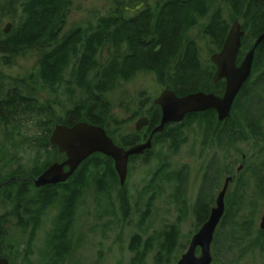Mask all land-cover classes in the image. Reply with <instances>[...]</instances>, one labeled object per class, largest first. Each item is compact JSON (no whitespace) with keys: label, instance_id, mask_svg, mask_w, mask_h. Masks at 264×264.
Listing matches in <instances>:
<instances>
[{"label":"rangeland","instance_id":"1","mask_svg":"<svg viewBox=\"0 0 264 264\" xmlns=\"http://www.w3.org/2000/svg\"><path fill=\"white\" fill-rule=\"evenodd\" d=\"M157 1L161 0L144 3ZM242 1L246 4L248 0ZM4 2L0 0L1 39L22 19L19 6L7 8ZM217 9L228 28L238 20L245 33L251 31L241 17L242 8L237 11L231 0L209 3L206 15L187 32L194 40L201 75L197 91L208 92L204 76L210 73L212 80L215 69L210 56L219 49L203 27ZM112 10L110 0H71L62 29L66 32L76 25L95 24L99 16ZM7 23H11L10 30L3 33ZM242 47L244 54L250 49ZM2 56L0 53V100L17 88L35 99L39 111L28 107L27 113L15 112L0 121V179L10 173L30 179L45 163L57 159L49 142L43 145V136L53 126L51 120L62 118L80 94L71 84L52 89L31 79L36 69L33 52L11 57L10 63ZM254 58L257 60L256 55ZM262 60L225 119L218 121L215 116L210 126L204 118L169 125L168 133L154 137L149 151L129 160L123 185L118 175L111 181L102 168L106 192L99 190L93 177L87 178L81 190L69 185L44 190L32 184L21 197V180L6 185L0 190L1 256L9 264H176L201 226L198 209L202 202L209 214L224 178L234 175L210 244V264H264V231L259 227L264 213ZM64 77L70 79V68ZM165 81L152 72H137L106 94L117 121L110 124L116 142L134 137L136 119L153 110V100L167 88ZM223 90L213 92L221 95ZM169 229L177 234L176 246L166 254L161 252V243ZM52 240H57L54 247Z\"/></svg>","mask_w":264,"mask_h":264},{"label":"trees","instance_id":"2","mask_svg":"<svg viewBox=\"0 0 264 264\" xmlns=\"http://www.w3.org/2000/svg\"><path fill=\"white\" fill-rule=\"evenodd\" d=\"M110 1L113 10L99 16L95 24L76 25L64 32L62 28L71 0H5L7 8L19 6L22 19L6 38H0V53L4 62L10 63L11 57L33 52L36 54V69L35 72H31V79L33 78L35 82L38 80L52 89L56 85L71 84L79 91V99L62 118L52 119V123L73 125L78 121H86L103 127L114 140L115 128L112 130L110 124L117 121L113 118L110 103L105 96L120 81H127L137 72L145 71L155 73L159 81L166 80L167 88L174 90L178 95L199 90L197 85L201 75L198 70L196 49L193 38L189 39L187 32L206 15L212 0H161L154 5L144 3V0ZM231 2L235 8L237 7V11L242 8L243 22L250 25L251 31L242 37V46L246 45L249 49L253 45L251 40L264 32V2L259 0H248L246 4H243L242 0ZM139 4L143 5L141 9L133 11L132 9ZM228 30L219 9L203 27L204 34L213 40L218 49L221 48ZM243 55L244 50L241 47L237 62H240ZM255 55L257 60L254 58L252 71L261 65L259 60L263 59L264 65V40L255 49ZM69 68L70 79H65V73ZM204 78L208 79V85L204 88L208 92H213L216 88L218 93L224 88L223 81L213 84L210 73ZM248 81L239 94L247 89ZM7 97L11 101L6 107L16 112L24 106L34 107V110L39 111L38 106H34L38 104L35 99L25 97L17 88ZM31 98L33 101L28 103ZM40 107L47 110L44 106ZM147 116L149 125L145 129L149 131L159 122L160 108L153 104V110ZM215 116V111L208 110L189 114L185 119L204 118L210 126ZM169 125L171 124L166 125L158 134L168 133ZM51 130L52 126L48 129V135ZM156 135L152 138V145ZM147 137L148 133H145L142 140ZM134 139L135 137L121 139L119 142L115 139L114 142L122 147H128L132 145ZM101 168L102 171L107 170L111 181L117 180L112 159L96 152L86 158L66 182L41 188L48 190L69 185L73 189L75 187L81 190L86 186L87 178L93 177L99 190L106 192L102 187L104 175ZM29 185L32 183H25L19 187V197L26 194ZM208 215L206 204L202 202L198 209L199 224H202ZM3 236L4 234L0 233V240ZM176 237L174 230H167L161 243V252L169 254L176 246ZM56 241H51L53 247Z\"/></svg>","mask_w":264,"mask_h":264},{"label":"water","instance_id":"3","mask_svg":"<svg viewBox=\"0 0 264 264\" xmlns=\"http://www.w3.org/2000/svg\"><path fill=\"white\" fill-rule=\"evenodd\" d=\"M140 5L136 6L135 9H138ZM10 27L11 23H7L3 28V33H8ZM243 35L244 30L241 29V24L238 20H234L221 49L210 56V60L215 65L212 77L213 83L217 84L221 79L225 80L222 96L204 91L177 95L174 90L165 88L153 100L154 104L160 108L161 117L159 123L152 128L150 136L145 142L132 145L128 148L117 145L108 136L105 129L99 125L85 121H78L73 125L56 124L49 137V143L56 146L59 152L64 153L66 159L62 162L52 163L33 180L34 185L39 188L66 182L74 174L78 166L91 154L96 152L112 159L120 184L123 185L127 175L129 157L142 154L144 150L150 149L152 146V136L158 132H162L165 125L179 123L188 114L205 112L207 110H214L219 121L225 119L230 114L234 99L251 74L255 49L264 40L263 32L256 38L253 46L247 51L242 61L236 64ZM148 123L149 119L147 116L139 117L135 122V130L146 127ZM64 168H67V170ZM229 180L230 177L225 179L223 187L217 194L215 206L211 208L207 220L191 237L187 250L178 259L176 264L211 263L210 244L214 231L224 212V198ZM259 227L264 231V213L261 216ZM197 248L200 249L198 255H196ZM0 264H9V261L5 257H0Z\"/></svg>","mask_w":264,"mask_h":264},{"label":"flooded vegetation","instance_id":"4","mask_svg":"<svg viewBox=\"0 0 264 264\" xmlns=\"http://www.w3.org/2000/svg\"><path fill=\"white\" fill-rule=\"evenodd\" d=\"M262 2H264V1H262ZM241 44H242V41H241ZM239 55V54H238ZM254 61V60H253ZM236 64H239V63H237L236 62ZM251 72H252V70H251ZM250 77V76H249ZM220 81H223V84H224V88H225V80L224 79H221ZM12 92H14L13 90H11V94H12ZM223 93H224V90H223ZM223 93L220 95V96H222L223 95ZM9 95V94H8ZM7 95V96H8ZM26 97V96H25ZM27 98H30V96H27ZM236 99V98H235ZM235 99H234V101H235ZM28 100V99H27ZM10 101L11 100H9L8 99V97H6V98H4L3 100H0V121H3V120H8L10 117H12V116H14V114H15V112H16V110H14V109H11L10 107H6L7 105H8V103H10ZM234 101H233V103H234ZM15 103V102H14ZM13 103V104H14ZM28 103H29V101H28ZM27 103V104H28ZM232 106H233V104H232ZM29 106H24L23 108H21V109H19L18 111H17V113H19V114H23V113H27V108H28ZM232 108V107H231ZM16 113V114H17ZM189 115V114H188ZM160 117H161V113H160ZM160 117H159V121H160ZM187 117V116H186ZM159 123V122H158ZM157 123V124H158ZM53 123L51 122V125H52ZM156 124V125H157ZM55 125L56 124H53V126H52V130H51V132H50V134L48 135V130H47V132L45 133V135L43 136V145L44 146H46V143L47 142H49V137H50V135H51V133H52V131H53V129H54V127H55ZM154 127V126H153ZM152 127V128H153ZM146 128V127H145ZM145 128L143 129H140V130H135V128H134V131L136 132V133H134V137L136 136H138V134L139 133H142L144 130H145ZM152 128L149 130V131H145L144 132V134L145 133H148V137L150 136V133H151V130H152ZM133 133V132H132ZM144 134H143V136H144ZM155 135V134H154ZM153 135V136H154ZM143 136L140 138V140L138 141V139L137 140H133V142L131 143L132 145H135V144H139V143H143V142H145L146 140H147V138H145L144 140H142V138H143ZM153 136H152V138H153ZM47 140V141H46ZM50 144V143H49ZM151 144H152V139H151ZM132 145H130V146H132ZM130 146H128V147H130ZM50 149L53 151V153L56 155V158L57 159H55V160H52L49 164L48 163H45L44 165H43V167H42V169L40 170V172L39 173H35V176L34 177H32V178H30V179H23V178H15L14 177V175L13 174H9L7 177H4V178H2V179H0V190H2V189H4L5 187H6V185H9V183H13L14 181H16V180H21L20 181V183H18L20 186L19 187H22L23 186V184H25V183H29V182H31L33 185H34V182H33V180L36 178V177H38L43 171H45L52 163H54V162H62V161H64L65 159H66V157H65V154L64 153H61V152H59L58 151V149H57V147L56 146H53V145H51L50 144ZM128 147H124V148H128ZM150 149H147V150H144V152L142 153V154H137L136 156H140V155H144L147 151H149ZM131 157H133V156H130L129 157V160L131 159ZM129 160H128V162H129ZM46 166V167H45ZM65 170H67V168H64ZM240 169V167H237V170H239ZM234 176V175H233ZM233 176L232 175H227L225 178H224V180H223V184H224V182H225V179H227V178H229L230 177V180H229V183H228V187H229V184L233 181ZM57 184H60V183H57ZM56 184V185H57ZM223 184H222V187H223ZM35 186V185H34ZM36 187V186H35ZM221 187V188H222ZM228 187H227V190H228ZM36 188H38V187H36ZM39 188H41V187H39ZM221 188H220V190H221ZM219 190V191H220ZM226 190V191H227ZM218 191V192H219ZM227 193V192H226ZM218 194V193H217ZM217 197V196H216ZM27 208V207H26ZM25 208V209H26ZM212 208V207H211ZM211 208H210V210H211ZM210 210H209V213H210ZM13 214V213H12Z\"/></svg>","mask_w":264,"mask_h":264}]
</instances>
